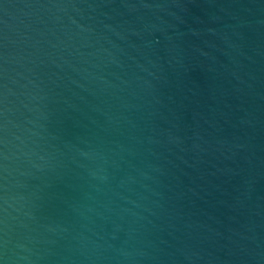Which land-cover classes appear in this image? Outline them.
I'll return each mask as SVG.
<instances>
[{"label": "water", "instance_id": "obj_1", "mask_svg": "<svg viewBox=\"0 0 264 264\" xmlns=\"http://www.w3.org/2000/svg\"><path fill=\"white\" fill-rule=\"evenodd\" d=\"M0 264H264V0H0Z\"/></svg>", "mask_w": 264, "mask_h": 264}]
</instances>
